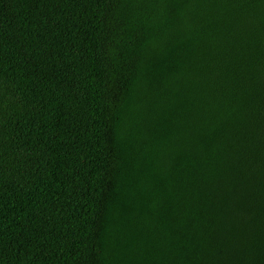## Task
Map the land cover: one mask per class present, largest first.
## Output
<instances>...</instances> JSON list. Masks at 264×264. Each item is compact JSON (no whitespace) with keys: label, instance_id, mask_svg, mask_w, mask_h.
Returning a JSON list of instances; mask_svg holds the SVG:
<instances>
[{"label":"trees","instance_id":"16d2710c","mask_svg":"<svg viewBox=\"0 0 264 264\" xmlns=\"http://www.w3.org/2000/svg\"><path fill=\"white\" fill-rule=\"evenodd\" d=\"M0 264H264V0H0Z\"/></svg>","mask_w":264,"mask_h":264}]
</instances>
